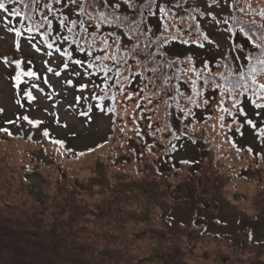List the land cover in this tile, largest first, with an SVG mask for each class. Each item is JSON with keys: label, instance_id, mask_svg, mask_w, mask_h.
<instances>
[{"label": "rangeland", "instance_id": "obj_1", "mask_svg": "<svg viewBox=\"0 0 264 264\" xmlns=\"http://www.w3.org/2000/svg\"><path fill=\"white\" fill-rule=\"evenodd\" d=\"M205 3L206 0H199L193 4L194 6L199 5L204 8ZM242 4H244V0H242ZM254 7H256L255 4ZM253 9L258 11L256 8ZM216 12H220L221 17L226 15L220 9H217ZM212 14L214 15L215 12ZM5 16L6 14L0 12V109L3 110L0 112V128L6 124L9 125L7 121H12L17 116L28 115L33 119H42L48 124L52 135H57L66 141L68 140L71 146L77 150L89 149V147L96 146L106 140L108 135L111 134L112 116L98 111L95 107L89 111L88 102L84 100H81L80 104H76L75 101L77 95H88L91 98L93 89L89 88L82 94L76 88V85L81 82H89L88 78L83 75L81 77H71L69 74L73 70H77V66L69 62V69L64 70L61 66L64 58L59 57L57 54H54L52 58L47 57L44 55V52L47 51L46 48L42 47L41 52L37 53L21 40V49L17 51L14 47V40L19 38L15 37L14 32L8 31L9 27H15L16 25L13 22L8 23L5 20ZM207 16L208 19L205 20V25H203L204 29L202 25L201 28L206 33L211 34L217 43L220 44V48L216 49L212 46H206L204 49L195 47H191L189 50L175 49L176 51L172 52L176 54V57H173L170 53L171 58L184 61L187 56H193V66L197 67L206 57L210 59H222L226 55L228 41L226 39L227 33L224 32V26L214 25L211 21V16L206 14ZM242 17L246 21L254 20L255 23L258 19L259 22L263 21V18L259 16L243 15ZM182 26L186 28L187 24ZM256 26L259 27L257 24ZM186 33L187 31L184 32V36ZM34 42L38 46H41L38 38ZM5 58L9 60H32L31 65H33V69L41 77L39 81H34V83H38L44 91L40 92L38 89H32L33 96L36 99L31 104H29L23 95L24 90L29 85L26 84V88L21 87L19 91L21 94H17L12 81V75L16 72L15 66L14 64L11 66L5 65ZM44 60H49L50 66L61 71V77H55L47 73L46 66L43 64ZM25 67L27 68L29 65L26 63ZM178 67L186 68L187 64L181 63ZM165 71L174 72L175 68L165 69ZM45 75L48 76L49 82L59 92V95L52 96V99H48L51 90L43 83ZM156 75L159 76L160 74L157 73ZM65 76L73 79V85L62 86L59 83ZM185 79L186 77L181 76V78L173 81L176 88L180 91L182 90L180 85L183 82L185 83ZM155 84L162 85L165 88L163 90L165 97L162 98L159 104L160 109L164 110L166 121L171 122L175 130L173 132L178 150H175L174 159L176 162L185 160L191 162L198 159L197 161L199 162L195 161L199 163L196 164L198 171H195V168L193 169L192 166L183 165L181 169L186 170V173H184L186 177L184 174L180 176L173 174V170L166 173L172 175L169 178H167V175L162 177L165 179V183L159 184V191L155 192L154 195L146 191L147 187L134 188L133 186L136 185L132 184L134 181L135 184L142 181L146 185L149 179L153 178L151 172L147 171L144 175L139 174L135 176L128 174L127 176H130L132 181L130 178L127 179V177L120 175L116 178L114 177L116 173L114 169L110 170L109 166L102 162H100L101 166L98 165L97 167L93 158L83 159L78 163H69L71 161L57 163L60 164L61 175L65 177V179H62L66 181V177L69 176V183L67 185L63 180H58L56 177L52 181H43L41 175L44 178L48 176V179H50L49 176L54 174L49 171L54 167L57 169V172L60 171L58 167L54 166L56 163L53 164L51 162L52 158L46 155L45 160H43L45 162L43 163L38 162L35 158L26 160L24 152L30 151V149H28L25 140H9L4 137L0 139V221L3 227H6L11 232H15L21 230L17 225L18 223L20 226H23L24 230L29 229V232L32 234L38 233L39 235L44 234V236H47V234L51 233L49 235L58 240L53 233L63 231L61 225L70 220L72 213L69 209L73 208L77 212V216L75 215L74 217L75 226L78 224L77 227L81 228V230L84 229L82 232L93 233L95 232V226L97 228L100 227L97 217L100 212L104 211L105 206L101 207L99 211L95 208L88 209L86 212L84 211L85 215L81 217L80 214L82 212L76 204L70 203V205H67L68 209L65 206L64 200L73 197L77 202L87 201L89 203L98 202L102 204L104 197L111 200V198L117 195L124 201L130 202L131 204H128L130 207L137 206L135 209L138 211L145 212L149 210L147 213L149 212L150 214L142 221L138 220V224L136 225L142 232L141 236L140 232L132 234L128 242V244H133V246L140 245V250L144 254L143 260L156 259L155 257L161 255L162 252H166L167 244L152 242L150 238L157 234L163 237H168L170 234V230L166 229V226L163 225L166 224L163 222L165 220L158 219V215L165 212L166 208H168L171 210L168 216H171L173 213L174 218L178 222L182 220L185 222L191 221L193 214L198 218H207V229L217 234L218 239L222 240V242L215 243L213 241L214 238H212L213 236L206 235L205 233L201 237V234L193 231L194 234L199 235L203 240L206 238V242L202 244H207L206 246L198 244L196 249L187 252L194 255V259L198 263H212L213 256H208L211 253V246L217 247L220 243L226 246V250H231L230 252L233 256L237 255V258L233 257L234 264H258L264 261V141L256 135L250 126L246 125L243 129V136L240 134L236 135L235 141L243 149L241 151L242 154L237 152L236 148L232 147V145L230 147L227 131L229 130V126L234 127L230 123H223V127L221 126L220 97L213 91L207 93L210 99L206 112L210 111V113H208L206 123L200 122L199 124L195 121L194 127L197 131L195 135L191 134L189 137L188 132L192 128V122L188 123V120L191 116L188 119H184V113L181 112V108L186 110L191 108L196 115L198 114L197 118L202 119L200 111L203 105L202 100L199 102V107H194L187 101L182 102L179 95L173 99L174 93L170 85H165L159 79L155 80ZM184 93H186L185 96L187 97L190 95V89H185ZM152 101L154 104L156 103V99ZM90 102L95 105V101L90 100ZM21 103L24 104V107L20 106ZM136 103V101L132 100L127 105L128 111L123 109L125 114L122 116L125 122L121 126L125 128L126 132H130L129 137H134L137 134V122L144 129V134L149 132L147 130L150 127L149 123L138 119L140 111L136 108ZM150 104L149 101L143 102V109L145 107L148 108ZM70 105L71 107H69ZM203 107L205 106L203 105ZM224 107H228V110L233 109L230 101ZM44 109H47V112ZM253 109L254 106H252L251 115ZM257 111L264 113V110ZM81 112L86 113V115H80ZM49 113L58 115L61 124H66L67 127L57 125L55 123V115H50ZM128 116L132 118H128ZM224 116H226L225 112ZM236 117L240 122L243 121L240 114H237ZM252 118L256 120L258 126L264 127V124L260 123L261 120H264V115L260 117L252 116ZM150 121L147 120V122ZM128 127L132 128L128 131ZM12 128L16 133H20V127L13 126ZM215 130L218 131L216 133L217 137H215ZM210 131L214 133L212 137V133H209ZM73 133L75 135H72ZM40 137L37 135L36 140ZM222 140L223 144H219V141ZM225 140L226 142H224ZM247 148L253 149L252 154H249ZM259 154H261V158ZM23 161L31 163L30 167L32 170H39L38 176L30 178L28 181H23L24 171H29L23 166L25 164ZM145 162L148 163L149 161L146 160ZM146 166L144 167L145 169ZM190 176H192V179ZM119 185L122 186L119 187ZM107 189L109 190L108 193L106 192ZM54 191H56L55 201L48 202L44 194L49 192V194L53 195ZM14 206H23L24 210H17L13 208ZM40 211L45 215L40 216ZM23 215H27L28 219L23 218L24 220H21ZM55 225L56 228H54ZM107 233L110 237H119L114 236L112 231ZM230 239L236 243L234 246L237 251L231 248ZM198 240L200 241V238ZM94 245L103 252L107 251L106 249H116L118 246L108 240L105 242L98 240ZM145 246L148 247L145 248ZM184 250L188 249L183 247ZM169 253L174 254L173 259L181 254L175 248H170ZM56 260L59 264L66 263L64 261L66 259L59 256H56ZM150 261L145 264H156L155 260Z\"/></svg>", "mask_w": 264, "mask_h": 264}, {"label": "snow or ice", "instance_id": "obj_2", "mask_svg": "<svg viewBox=\"0 0 264 264\" xmlns=\"http://www.w3.org/2000/svg\"><path fill=\"white\" fill-rule=\"evenodd\" d=\"M246 3V0H244ZM13 6L10 8L5 3L0 2V12L6 14L5 20L12 23L10 18H17L19 27H9V32H14V47L17 51L21 49V40L32 50L40 53L43 48L49 58L54 54L64 58L61 66L64 70L69 69V62L77 66V70H73L69 75L71 77L88 78L89 82H81L76 85L77 91L85 93L89 88L93 89L91 98L88 95H77L75 97L76 104H80L81 100L87 103L89 111L93 107L100 112L116 114V92L125 94L126 88H132L133 82L138 78H143L146 83L139 90L132 89L131 94H125V99H131L132 95H139L147 89L149 84L157 87L155 80L159 79L164 84L171 86L174 95L183 96L173 83L175 79L186 77L185 83L190 89V95L186 97L188 103L194 107H199L200 100L207 105L209 97L205 92L211 84L212 91L219 95V107L224 112H229L224 107L228 103V97L231 98V107L238 113L245 116V123L252 129L257 128L254 118H248V113L243 110L240 97L250 100V104L254 106L252 116L260 117L264 115V23L259 27L256 26L254 20L245 23L242 19L243 15L259 16L264 18V9L253 12L251 5L242 6V0H206L203 11H199V5L192 14L187 17L181 15V5L183 0H145L140 5V10L136 11V0H93L90 5L91 11H85L89 7L85 0H45L43 3L44 11H40L37 16V9L32 8L30 3L25 0H9ZM32 3L39 7L40 0H32ZM122 4L126 6L124 12L131 9L132 12L124 15L121 12ZM18 5H22V8ZM69 6H74L69 8ZM228 6L234 9L221 17L220 12H216V8ZM68 8L67 14L65 9ZM23 9V10H22ZM79 10L77 19H71V16ZM215 12L213 15L212 13ZM209 14L211 21L216 26L223 25L224 32L227 33V52L219 65L220 68L227 71L214 72L208 63L201 62L202 67L197 69L193 66V56H187L184 61L173 59L170 56L173 42H180L185 45L195 44L198 48L204 49L206 46H212L216 49L220 48V44L206 31L201 30L198 24L192 22L197 20L200 15ZM87 15V19L83 17ZM220 17V18H218ZM54 21L58 24L54 27ZM187 24V27L182 25ZM115 25V27H111ZM108 26V27H106ZM63 28L67 34L60 32ZM188 32V37H184V32ZM39 34L38 46L34 41ZM242 38V41H241ZM67 44L68 47H63ZM76 54H83L80 58H74ZM131 61V63H130ZM31 65L32 60L23 59L9 60L4 59L5 65L15 66V88L19 92L22 84L29 86L24 90L23 95L31 104L36 99L33 96L32 89H38L43 92L38 83L41 79L37 72L31 67H25V64ZM181 63L187 64L186 68H180ZM46 72L55 77H61V71L49 65V60H44ZM174 72L165 71V69H173ZM127 73V75H125ZM160 73L159 76L156 74ZM191 73V75H189ZM96 77L101 80L100 84L93 79ZM43 83L51 90L48 99L52 96L59 95L57 89L49 82L48 76L43 77ZM63 85H73V79L65 76L59 82ZM115 89V90H113ZM163 91V89H160ZM243 90V91H241ZM112 93L109 95V93ZM248 93L251 95L248 96ZM90 100L95 101L93 105ZM111 100V107L105 108V101ZM259 101V102H258ZM151 103V99H149ZM24 107V104H20ZM53 107H55L53 105ZM71 107V105L69 106ZM140 107V104H137ZM3 110L0 109V112ZM47 112V109H44ZM184 113V119L189 116L195 117V113L191 108H181ZM55 123L57 125L67 127L61 124L60 118L55 113ZM80 115H86L81 112ZM229 115L231 113L229 112ZM24 120L32 128H39L44 121L36 118L32 119L28 115L22 117L17 116L15 120L7 121L9 124H18L20 120ZM223 118H221L222 122ZM115 123V121H113ZM238 123V122H237ZM260 123L264 124V120ZM223 127V123H221ZM242 124H238L237 131L243 136L240 129ZM229 131L231 127L229 126ZM0 132L8 136H13V132L9 128H0ZM72 135H75L74 133ZM137 135L140 132L137 131ZM258 137L264 141V127H260L257 133ZM42 136L53 145H58L56 150L61 155L65 151L71 152V148H66V142L51 137L47 128L42 129ZM31 139V136H29ZM232 147L237 152L243 149L237 146L235 141H230ZM173 150H178L175 144L171 145ZM151 149H149L150 151ZM249 154L253 149L247 148ZM83 155V153H80ZM190 163V161H182Z\"/></svg>", "mask_w": 264, "mask_h": 264}, {"label": "trees", "instance_id": "obj_3", "mask_svg": "<svg viewBox=\"0 0 264 264\" xmlns=\"http://www.w3.org/2000/svg\"><path fill=\"white\" fill-rule=\"evenodd\" d=\"M195 1H199V0H195ZM195 1L183 0V4L181 5L182 6L181 15H185V17H187L188 14H192L193 11L197 9V6H194L193 4L195 3ZM261 1L262 0H246V3L244 2L242 6L247 7V5L250 4L251 8H256L258 10L264 9V0L263 2ZM0 2L5 3L10 8L13 6L12 4L9 3V0H0ZM25 2L30 3L32 8L37 9V13H36L37 16L39 15L40 11H44L43 3L45 2V0H40L39 7H37L36 4L32 3V0H25ZM92 2L93 0H85V3L89 5V7H86L85 9L86 12L91 11L90 5L92 4ZM144 2L145 0H136V11L140 10V5ZM229 3H231V0H229ZM254 4L256 7H254ZM18 6L22 8V5H18ZM71 7H74V6H69V8ZM125 8L126 6L122 4V9H121L122 14L128 15L129 13L132 12L131 9H128L127 12H124ZM203 9L204 8L202 6H199L198 10L203 11ZM217 9H220L222 12H225L226 14L229 11H234V9L229 8L228 6H224L223 8L217 7ZM68 10H69L68 8L65 9V14H67ZM253 12H255L254 9H253ZM78 14H79V10L77 9L76 13L71 16V19H77ZM10 19L12 20L13 23H15L16 25L15 27L18 28L19 23L17 22V18H10ZM83 19H87V15H85ZM207 19H208V16L206 17V14L200 15L197 17V20L192 23L198 24L200 28L202 25V28H203V25H205V20ZM244 20L245 19L243 18V21ZM244 22L247 23L248 21L245 20ZM258 22H259V19L255 24L260 26L262 23H264V18H263V21L259 23ZM56 24H58V21H54V27ZM111 27L114 28L115 25H112ZM202 28L201 30L204 29ZM60 32L67 34L63 28L60 29ZM184 37L189 38L188 32L185 34ZM37 38L39 40V34H37ZM63 47H68V45L64 44ZM191 47L198 48L195 44L185 45L180 42H173L172 49H171V55H173V57H176V54L172 52L175 49H178V50L188 49L189 50ZM225 54L228 55V52H225ZM82 55L83 54H76L74 55V58H80ZM221 60H222L221 58L220 59H210L209 57L208 58L206 57L202 61L205 63H208L209 67L214 72L227 71V69H223L219 67ZM29 67H31L32 70H34L33 65H29ZM200 67H202L201 64L198 65L196 68L199 69ZM125 75H127V73H125ZM14 76H15V73L14 75H12V81L15 87V81L13 79ZM93 79L96 80L97 84L101 83L100 79L96 77H93ZM145 83L146 81L142 77L138 78L137 81L133 82L132 88L125 89V94H131L132 89L139 90L140 88H143ZM25 85L26 84H22L20 88L21 87L26 88ZM150 85L153 86L152 84H149L145 91L140 92L139 95H132L131 99H125V94L116 92V96H117L116 114L113 115V114L105 112L108 115L112 116L111 117L112 126H111V132H110L111 134L108 135V138L106 140L100 142L96 146L89 147V149H85V150L78 149L77 150L73 146H71L68 140L66 141L57 135H52L48 127V124H46L45 122L39 128H32L30 125L27 124L26 121L22 119L19 121L18 124L4 125V127L2 128H9L13 132V136H8L5 133L0 132V139H3L4 137H6L9 140L11 139L25 140V142L28 145L27 146L28 149H30V151L24 152L25 154L24 157L26 158V160H30V158H33V159L35 158L38 162L43 163L45 162L43 160H45L46 155H48L50 158H52L51 162L53 164L54 163L57 164V163H62V162L67 163L69 161H71L69 163H76V162L78 163L80 160L93 158V160L95 159V164L97 167L98 165L101 166L100 162L105 163L106 165L109 166L110 170L114 169L116 171L115 174L113 173L114 177L118 178L119 175L122 177L125 176L127 177V179L130 178L131 181H132V178L130 176H127L128 174L135 176L139 174L144 175L145 173H147V171L151 172V174L153 175V178L151 179L148 178L149 181L147 182L146 185L142 181L137 182L136 184L134 183L135 182L134 181L132 182V184L136 185V186H133L134 188L136 187L144 188L145 186L147 187L146 191H149L150 194L154 195L155 192L159 191V184L165 183V179H163L162 177L164 175H167L168 176L167 178H169V176L172 175V174H166V173H169L173 170V174L179 175V176L183 175L184 173H186L185 172L186 170L181 169L183 165L192 166L193 169L195 168V171H198V166H196V164H199V163L195 162L198 159L195 161H191L190 163H183L182 161L180 162L175 161L174 159L175 150L171 148L172 144L176 145L174 132H173L175 130L172 127L173 126L172 123L166 121L164 110L162 109L163 110V113H162V110L160 109V104H159L160 101H162V98L165 97V94L163 95V91H161L160 89L165 90V88L162 85L159 86V84H156L157 87H154V86L151 87ZM182 85H180L182 89L181 92H185V89L188 90L187 84L183 82ZM210 91H212L211 84H209L208 88L205 89L206 93H210ZM16 92L18 95L21 94V92H18L17 89H16ZM111 94L112 93L110 92L109 95ZM185 94L186 93H184V95L180 97V100L182 102L187 101ZM250 95L251 94L248 93V96ZM149 99H151L150 106L148 108L145 107V109H143V106H142L143 102L149 101ZM154 99H156L155 104L152 101ZM227 99H228V103L229 101L231 102L230 97H228ZM240 99L243 102L242 103L243 110L248 113V118H252V115H251L252 105L250 104V100H246V98L243 96L240 97ZM132 100L134 102L135 101L137 102L136 108L140 111L138 119L141 121H145L146 123H149L150 125V127L147 129L149 131L147 134L146 133L144 134V129L141 127L139 122H137V125H138V131L140 132V135L136 134L134 135V137H129L128 135L130 132H126L125 128L121 126L122 123L124 124L125 122L122 116L123 114H125V111L123 109L128 111L127 105ZM138 103L140 104L141 109L140 107H137ZM107 105H110V106H107ZM111 105H112L111 100L105 101L106 109L108 107H111ZM203 105L205 107H203ZM203 105L200 108L202 119L197 118L198 114L197 115L195 114V117H192V116L189 117L188 123L190 121L192 122V128L190 129L189 132L187 131L189 137L191 136V134L195 135L197 131V129H195L194 127L195 121L196 123L200 124V122L206 123V120L208 119V115H209L208 113H210V111L206 112L207 105H205L204 103ZM219 111L221 113L220 116H222L223 118L222 123L233 124L234 128L231 127V131L229 130L227 131L228 138H229L228 144L231 147L232 144L230 143V141L232 140L236 141V135L240 134L237 131L238 124L243 125V127L240 129V131L242 132L245 126L247 125L245 123V116L238 113L235 109L229 110L231 115H229V112H225V115L228 117L224 116V111H222V109H219ZM237 114H240V116H242V119H243L242 122H240V120L236 117ZM22 116L23 115H21L20 117ZM128 118H132V117L128 116ZM15 119L16 118H14V120ZM147 120H151L150 121L151 124L150 122H147ZM113 121H115V123H113ZM13 126L20 127L21 128V130L19 131L20 133H16L12 128ZM260 127L261 126L257 125V128L253 129L256 135ZM43 128H47L49 130L52 138L64 140L66 142V145H65L66 148H71L72 151L71 152L65 151L64 154L61 155L60 152L56 150L57 148H59V146L53 145L50 142V140L42 136ZM131 128L132 127H128V131ZM217 132L218 131L215 130V137H217L216 135ZM209 133H212L211 137L214 134L213 131H210ZM37 135L41 136L38 140H36ZM29 136H31V139H29ZM222 142L223 140L219 141V144H223ZM224 142H226V140ZM124 147L125 149H123ZM149 149L151 150L149 151ZM80 153H83V155H80ZM239 153L242 154L241 152ZM254 155L256 156L255 153ZM259 156L261 158V154H259ZM146 160H148L149 162L148 163L145 162ZM23 162H25L23 166H25V168L29 170V171H24V176L22 178L23 181L24 180L28 181L30 178L38 176L37 174L39 173V170H36V169L32 170L30 167L32 165L31 163H27L26 161H23ZM56 164L54 166L58 167L60 171L57 172V169L54 167L51 171H49L54 174L52 176H49L50 179H48V176L44 178L41 175L42 177L41 179L43 181L45 180L52 181V179H54L55 177L58 180L65 179V177L61 175L62 170L60 168V164H57V165ZM145 165H147L146 169L144 168ZM184 176L186 177V174H184ZM190 177L192 179V176ZM66 179H67L66 181L64 180L63 181L67 185V183H69V176H67ZM121 186L122 185H119V187ZM105 188H106V185H105ZM168 190L170 189L168 188ZM108 191L109 190L107 189L106 192L108 193ZM55 194H56V191H54L53 195L47 192L44 194V196H46V198L48 199L47 200L48 202L49 201L53 202L56 199ZM64 202H65L66 207L67 205H70V203L76 204L78 209L82 212L80 214L81 217L85 215V212L88 209L95 208L96 210L99 211L101 207L105 206L104 211L100 212L97 217L100 223V227L97 228V226H95V232L93 233L92 232L90 233L82 232L84 231V229L81 230V228L77 227L78 224H76V226L74 224L75 223L74 217L75 215L77 216L76 210H74L73 208L69 209L68 207L67 208L71 210V213H72L70 220L63 223V225H61V229L63 231H60V233H53L58 238V240L51 237L49 235L51 233L47 234V236H44V234L39 235L38 233L32 234L29 232V229L24 230L23 226H20L18 223L17 225L20 227L21 230L11 232L6 227H3L2 222L0 221V264H59V262L56 260V256L66 259L64 260L66 261V263H61V264H145L146 262H149L150 259L151 261L155 260L156 264H200L198 263V261L194 259V255L188 254L187 252H190L191 250L196 249L198 244H201L202 246L207 245V244L206 245L202 244L206 242V238L204 239L205 240L204 241L201 237H203V235L206 233V235L213 236L212 238H214L213 241L215 243L222 242V240L218 239L217 234L212 233L207 229V225H206L207 218L205 217L198 218L197 216H194L195 214H193L192 216L193 219L191 221L185 222L184 220H182L178 222L174 218L173 213L171 214V216H168L171 213V210L166 208L165 212L158 215V219L165 220L163 222L166 224H163V225L166 226V229L170 230V234L168 235V237L167 236L163 237L162 235L159 236L157 234V235H153L150 238L152 242H157V243L165 244V245L167 244L166 252H162L161 255L155 257L156 259L150 258L148 260H143L142 257L144 254L140 250V245L133 246V244H128V242L130 241V237L132 236V234H136L140 232V236H141L142 232L138 229V227H136V225L138 224V220L142 221L148 216V214H150L149 212L147 213V211L149 210L145 212L138 211L137 209H135V207L137 206L130 207L128 205V204H131L130 202L124 201L123 199L120 198V196L118 197L117 195H115L114 198H111V200H108L104 197L102 204L98 202L89 203L87 201L77 202L73 197H69V199H65ZM13 208L17 210H21V211L24 210L23 206H14ZM39 214L40 216L45 215L42 211H40ZM103 215L105 216L101 217ZM23 218L28 219V216L23 215L21 220H24ZM240 222L241 220L238 223L240 224ZM54 228H56V225ZM135 229H138V230H135ZM109 231H112L114 233V236H119V237L115 238V237L108 236L107 232ZM193 231H196L198 232V234H201L200 235L201 237L197 234H194ZM199 238H200V241L198 240ZM98 240H102L104 242L108 240L112 244H117L118 246L116 247V249H113V250L106 249L107 251L103 252L97 246L94 245L95 242ZM229 243L231 245V248L237 251L236 247L234 246L236 243L232 239H230ZM208 244H210V242H208ZM147 247L148 246H145V248ZM183 247L188 249L189 251L188 250L183 251ZM225 247L226 246L223 245L222 243H220V245H217V247L211 246V249H210L211 253L208 256L212 255L213 260H212V263L207 262V264H234L235 261L233 257L237 258V255L233 256V254H231L230 252L231 250H226ZM170 248H175L176 250L181 252V254L177 258H175L177 259V261L173 259L174 254L169 253ZM254 264H257V263H254ZM258 264H264V261Z\"/></svg>", "mask_w": 264, "mask_h": 264}]
</instances>
